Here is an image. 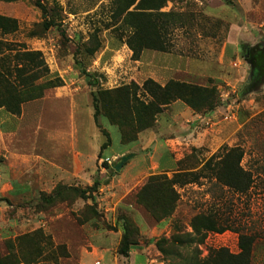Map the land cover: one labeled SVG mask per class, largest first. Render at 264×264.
Here are the masks:
<instances>
[{"label":"rangeland","instance_id":"obj_1","mask_svg":"<svg viewBox=\"0 0 264 264\" xmlns=\"http://www.w3.org/2000/svg\"><path fill=\"white\" fill-rule=\"evenodd\" d=\"M110 1L0 0V16L18 22L16 33L0 30V39L14 45L0 58L39 52L48 68L23 94L33 99L20 103L19 114L0 108L11 116L6 124L0 119V262L17 255V264H186L215 248L238 254L243 231L256 238L251 264H264V83L242 95L264 50V0H168L163 9L180 15L172 47L145 50L139 60L111 18ZM49 21L56 25L47 29ZM97 45L93 55L86 52ZM149 79L216 86L220 104L208 112L173 101L151 128L123 143L103 110L95 121V96L129 88L145 102ZM7 88L0 82V104ZM233 147L254 175L244 195L202 170ZM189 172L199 181L170 183ZM167 203L173 204L168 211ZM200 213L229 218L230 229L201 240L191 225ZM127 223L137 230L136 245L124 256ZM163 239L179 244L165 255L157 247ZM187 240L192 243H181Z\"/></svg>","mask_w":264,"mask_h":264},{"label":"trees","instance_id":"obj_2","mask_svg":"<svg viewBox=\"0 0 264 264\" xmlns=\"http://www.w3.org/2000/svg\"><path fill=\"white\" fill-rule=\"evenodd\" d=\"M168 0H112L111 18L115 24L120 23L119 29L126 35L125 44L132 51V58L139 60L145 50L158 52H169L172 45L170 36L176 29L179 14L161 10ZM173 1V0H169ZM41 5V0H38ZM47 16V9L42 7ZM56 25L55 22H44L45 28ZM0 30L2 35L16 33L18 22L16 19L0 16ZM8 41L0 39V54L7 50L9 53L14 51V45ZM98 45L93 48H87L86 52L93 55L98 50ZM6 49V50H4ZM258 56V61L253 62V70L248 80L247 89L244 94H248L251 88L258 87L264 83V50ZM252 56V55H251ZM255 57V54L253 55ZM261 57V58H260ZM79 63V62H78ZM36 70V71H35ZM32 71H35L33 73ZM83 73L91 76L82 69ZM32 72V73H31ZM48 68L39 52L28 50H18L13 57L4 55L0 58V82L8 86V100L0 104L8 107L14 114L20 113V103L33 99V97H23L28 92H32L31 86L35 79L44 76ZM38 75V76H37ZM52 85L51 83H48ZM42 89V86H40ZM142 89L149 95L148 101L137 99L136 91L131 92L129 88H123L114 91L99 90L95 96V114L97 121L98 115L103 110L109 122L120 129L123 143H131L135 140L137 133H140L154 125L156 116L162 113L163 109L176 100H182L195 111L212 112L220 104V95L216 86H200L193 83L171 80L165 86H161L153 80H146ZM134 96V97H131ZM133 98V99H132ZM17 103V108H12V103ZM109 141L102 146L105 149ZM218 161H214V158ZM244 158L243 151L239 147L225 148L218 156H213L203 166V172L212 174L215 179L230 190L239 194H246L254 184V175L242 167ZM181 177L184 179L181 180ZM171 184L188 185L199 181L200 176L197 173L189 172L183 176H177ZM158 184V183H157ZM98 183H95V189H98ZM147 190H144L147 193ZM153 190L150 194H153ZM162 189H158L160 194ZM82 198H90L87 193L78 192ZM157 199V198H156ZM159 201V200H156ZM173 203V202H172ZM168 208H173V204H168ZM169 214V212L167 213ZM192 229L195 236L203 240L204 233L214 232L223 233L230 229L229 218L222 219L215 213H200L192 220ZM137 230L130 223L125 225V234L123 235L119 253L128 256L132 246L136 245L132 241L133 235ZM255 236L244 233L239 234L238 254H232L227 248H215L205 259L193 256L186 261V264H251ZM183 243H192L187 240ZM179 244L176 239L172 241L160 240L157 243L159 251L168 255L167 248L170 245ZM16 256L3 257L2 263L7 264L11 259L18 263ZM12 263V262H10ZM12 263V264H14Z\"/></svg>","mask_w":264,"mask_h":264},{"label":"water","instance_id":"obj_3","mask_svg":"<svg viewBox=\"0 0 264 264\" xmlns=\"http://www.w3.org/2000/svg\"><path fill=\"white\" fill-rule=\"evenodd\" d=\"M248 56V55H246ZM133 155L124 156L121 158L120 162L115 166L116 172H119L124 164L132 157Z\"/></svg>","mask_w":264,"mask_h":264},{"label":"crops","instance_id":"obj_4","mask_svg":"<svg viewBox=\"0 0 264 264\" xmlns=\"http://www.w3.org/2000/svg\"><path fill=\"white\" fill-rule=\"evenodd\" d=\"M112 1V0H111ZM110 1V2H111ZM166 9V8H165ZM165 9H163V10H165ZM167 10V9H166ZM165 10V11H166ZM168 11H171V10H169V8H168V10L166 11V12H168ZM162 12V11H161ZM0 115H1V117H0V119H2L4 122H5V124L8 122V121H11V116L9 115V114H6V113H4V112H2V111H0Z\"/></svg>","mask_w":264,"mask_h":264}]
</instances>
